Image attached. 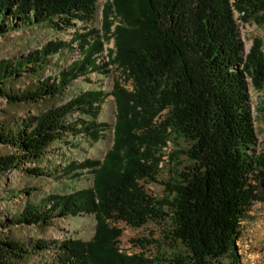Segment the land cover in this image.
<instances>
[{
    "label": "trees",
    "instance_id": "trees-1",
    "mask_svg": "<svg viewBox=\"0 0 264 264\" xmlns=\"http://www.w3.org/2000/svg\"><path fill=\"white\" fill-rule=\"evenodd\" d=\"M96 0H0V35L19 27L48 24L68 29L94 19ZM114 12L115 50L109 63L118 64L132 80L133 90L116 83L114 144L104 159L71 161L62 175L93 173V186L29 201L10 222L49 226L54 218L94 215L93 237L84 241L0 240V264H20L31 256L53 250L43 264H242L236 242L242 222L260 197L253 180L264 176V155L257 154V137L249 102L247 77L264 90V52L257 40L243 53L235 12L242 20L264 24V0H107L103 38L111 32ZM18 22V25H17ZM76 32L79 58L54 80L14 91L10 82L25 72L37 75L49 56L69 43L57 40L17 60L0 61V94L13 106L54 98L73 80L102 69L97 54L103 50L99 30ZM107 93L86 91L70 101L27 118L0 122V144L13 151L0 156V176L27 162L43 164L49 148L70 132L100 137L97 116ZM78 113L73 119L71 115ZM89 117V120L85 119ZM80 126V127H78ZM184 138L183 151L192 161L178 178L165 183L166 195L154 197L141 181L156 182L164 148ZM26 172L41 176L38 167ZM29 196V189H25ZM168 209V211H166ZM170 216L171 239L182 250L167 258L120 249L124 221L142 227ZM137 242L143 243L141 240Z\"/></svg>",
    "mask_w": 264,
    "mask_h": 264
},
{
    "label": "rangeland",
    "instance_id": "rangeland-1",
    "mask_svg": "<svg viewBox=\"0 0 264 264\" xmlns=\"http://www.w3.org/2000/svg\"><path fill=\"white\" fill-rule=\"evenodd\" d=\"M107 0H96L94 19L90 22L78 21L75 27L62 29L48 24L19 27L0 35V61L17 60L25 57L35 50L57 42L67 41L69 46L49 56V64L41 73L34 75L25 72L20 78H13L10 87L14 91H22L31 88L34 84L44 80H54L60 71L69 66L79 58L80 48L78 41L74 40L76 32L85 33L88 27L99 30L102 36L103 50L97 54L98 65L105 66L102 69L91 71L87 75L76 78L56 97L41 100L36 104H25L19 106L10 105L6 98L0 94V122L12 118H27L38 115L44 110L59 106L73 99L75 96L86 91H97L107 93V97L101 104L97 122L107 125L101 128L100 137L95 139L85 132H70L62 141L54 143L48 151L47 158L43 164L27 162L20 168H15L0 176V240L6 238L15 239L31 246L34 241L53 242L65 238L90 240L95 232L96 219L94 215L67 216L54 218L49 226L36 225H15L10 222L29 201L40 202L52 194L69 193L82 188L93 186L94 175L90 171H83L80 176L71 177L62 175V170L71 161L82 162L85 159L102 161L114 144V125L117 120V101L112 94L114 86L119 83L121 87L133 90L132 80L128 78L127 72L118 64L109 63L110 51L115 50L114 36L111 33L118 23L114 12H110L109 20L113 22L111 32L103 38L104 29V6ZM238 23V32L243 42V53H248L256 44L261 42L264 52V24L256 20H242L239 13L235 12ZM18 25V22H17ZM249 102L252 118L256 132L255 152L264 155V90L255 89L250 77H247ZM2 83H0V87ZM73 119L78 113L71 115ZM89 120V117H85ZM80 127V126H78ZM189 143L184 138L170 141L164 148L165 161L160 164L159 174L156 182L141 181L146 192L154 197L162 198L166 195L165 183H171L178 178V173L186 170L192 161L183 151L189 148ZM11 147L0 144V156L11 153ZM38 167L44 170L41 176L31 175L26 169ZM264 170V168H262ZM259 174L258 180L253 183L258 185L257 194L260 197L250 207L248 217L242 222V235L236 242L238 254L242 264H264V176ZM25 189H29V196ZM168 211V209H166ZM116 224L122 230L119 238V247L127 253H144L146 256L155 257L162 253L165 257L171 258L182 250V245L174 242L169 235L171 230L170 216L162 220H150L142 227H133L124 221ZM141 240L143 243L137 242ZM53 250H46L31 256L27 261L20 264H43L50 261ZM223 264L229 263V258L220 260ZM218 264V263H214Z\"/></svg>",
    "mask_w": 264,
    "mask_h": 264
}]
</instances>
